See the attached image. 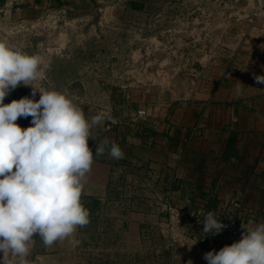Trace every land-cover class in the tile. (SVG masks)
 <instances>
[{
  "label": "rangeland",
  "instance_id": "rangeland-1",
  "mask_svg": "<svg viewBox=\"0 0 264 264\" xmlns=\"http://www.w3.org/2000/svg\"><path fill=\"white\" fill-rule=\"evenodd\" d=\"M260 4L0 0V40L43 56L40 85L66 92L87 119L106 112L112 117L107 125L136 127L172 105L207 98L215 87L211 82L225 77L229 67L252 61L233 56L239 35L264 34V26L241 24L264 19ZM215 68L220 75L212 74ZM31 91L18 86L4 103L31 97ZM142 109L147 114L140 117ZM31 120L21 117L16 123L26 129ZM134 183L119 170L103 200L82 201L90 213L77 252L82 264H171L176 258L179 252L162 233V205L149 202L148 188L139 190Z\"/></svg>",
  "mask_w": 264,
  "mask_h": 264
},
{
  "label": "crops",
  "instance_id": "crops-1",
  "mask_svg": "<svg viewBox=\"0 0 264 264\" xmlns=\"http://www.w3.org/2000/svg\"><path fill=\"white\" fill-rule=\"evenodd\" d=\"M241 24L264 26V19ZM238 39L233 57L252 61L229 67L225 77L211 82L215 87L207 98L172 105L136 127L104 122L92 129L95 141L89 139L94 163L81 202L103 200L113 175L126 171L137 189L148 188L149 202L162 205V233L179 252L171 264H206L205 253L228 245L222 232H203L205 220L192 215L199 208L223 218L239 216L244 224L264 222V84L255 80L264 76V34L245 32ZM103 140L118 144L124 158H112L108 149L96 156ZM81 229L75 233L79 241ZM35 239L33 264H82L79 245L65 240L45 247Z\"/></svg>",
  "mask_w": 264,
  "mask_h": 264
},
{
  "label": "clouds",
  "instance_id": "clouds-1",
  "mask_svg": "<svg viewBox=\"0 0 264 264\" xmlns=\"http://www.w3.org/2000/svg\"><path fill=\"white\" fill-rule=\"evenodd\" d=\"M44 64L40 54L0 40V264H33L29 257L37 237L45 247L65 240L77 247V229L90 223L81 202L94 163L89 139L95 141L92 129L112 117L100 112L89 120L66 92L41 86ZM255 80L264 84V76ZM18 86H31V97L5 104ZM21 117H31L32 126L22 129L16 123ZM106 149L112 158H124L120 146L107 140L95 146L96 156ZM224 228L207 213L204 233ZM242 228L241 240L204 254L208 264H264V222Z\"/></svg>",
  "mask_w": 264,
  "mask_h": 264
},
{
  "label": "built area",
  "instance_id": "built-area-1",
  "mask_svg": "<svg viewBox=\"0 0 264 264\" xmlns=\"http://www.w3.org/2000/svg\"><path fill=\"white\" fill-rule=\"evenodd\" d=\"M138 114L140 117H143L147 114L146 110L142 109L138 111ZM236 205H239L236 203ZM196 215H193L195 219H202L205 220V216L207 215V211L204 208H199L196 211H194ZM218 220H220L221 223L225 225L224 230L222 233L225 235L227 239V244L231 245L234 242H238L242 239L243 235V228H242V221L239 216H231L229 218H223L221 216L215 215Z\"/></svg>",
  "mask_w": 264,
  "mask_h": 264
},
{
  "label": "water",
  "instance_id": "water-1",
  "mask_svg": "<svg viewBox=\"0 0 264 264\" xmlns=\"http://www.w3.org/2000/svg\"><path fill=\"white\" fill-rule=\"evenodd\" d=\"M206 264H208V262L206 261Z\"/></svg>",
  "mask_w": 264,
  "mask_h": 264
}]
</instances>
